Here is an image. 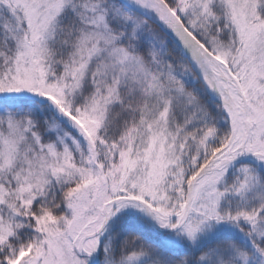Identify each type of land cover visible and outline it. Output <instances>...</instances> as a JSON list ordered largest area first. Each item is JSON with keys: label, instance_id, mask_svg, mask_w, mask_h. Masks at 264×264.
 I'll use <instances>...</instances> for the list:
<instances>
[{"label": "snow or ice", "instance_id": "snow-or-ice-1", "mask_svg": "<svg viewBox=\"0 0 264 264\" xmlns=\"http://www.w3.org/2000/svg\"><path fill=\"white\" fill-rule=\"evenodd\" d=\"M0 264H264V0H0Z\"/></svg>", "mask_w": 264, "mask_h": 264}]
</instances>
